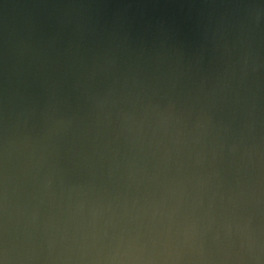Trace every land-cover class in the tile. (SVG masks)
I'll use <instances>...</instances> for the list:
<instances>
[{
    "label": "water",
    "instance_id": "1",
    "mask_svg": "<svg viewBox=\"0 0 264 264\" xmlns=\"http://www.w3.org/2000/svg\"><path fill=\"white\" fill-rule=\"evenodd\" d=\"M231 2L0 0V87L6 36L30 37V73L18 87L36 111L15 130L0 211L28 264H108L128 253L157 264H257L248 246L256 236L264 244V70L242 83L239 54L210 40V24ZM80 12L106 27L123 23L149 41L151 59L131 43L115 69L89 80L109 45L80 38ZM87 84L115 88L102 110L85 96ZM259 254L264 264V248Z\"/></svg>",
    "mask_w": 264,
    "mask_h": 264
},
{
    "label": "clouds",
    "instance_id": "2",
    "mask_svg": "<svg viewBox=\"0 0 264 264\" xmlns=\"http://www.w3.org/2000/svg\"><path fill=\"white\" fill-rule=\"evenodd\" d=\"M73 9L84 10L87 5H72ZM220 7L223 11L215 18L214 24H210L208 31L210 32V40L216 49L221 46L229 55L239 54L237 61L241 65V82L243 83L250 73H260L264 70V0H235V2L225 3ZM80 21L76 25V31L80 38L84 39L91 35L96 42L103 45L108 43L106 49L97 51L95 62L92 66V72L89 80H95L97 75L110 73L118 65V53L120 50L128 49L131 43H136L138 48L131 49L138 58L151 59L149 41L144 37H134L123 23H114L111 27L103 26L99 19L92 16H85L83 12L78 13ZM66 21H62L64 23ZM28 38L18 36H6L4 42L3 57V82L0 87V211L7 212L8 201V171L7 161L10 155V147L16 144L15 130L19 126L20 118L23 117V123L27 125V117L29 114H35V107L28 104V98L20 90L18 85L27 80L30 73L31 62L26 63V52L30 50ZM157 41H152L155 47ZM170 38L166 35L158 40L161 48L168 45ZM177 52L179 48L175 49ZM85 57L81 55L79 62L82 67ZM203 60V55L200 61ZM198 61V62H200ZM74 67V65L72 66ZM71 71V68L69 69ZM227 74V71H226ZM235 71L231 73L235 78ZM135 82L139 86L142 82L139 75L135 77ZM81 81L78 79L74 87L79 90ZM125 88L129 95L132 90ZM115 91L114 87H108L106 91H94L91 84L84 85V93L88 101L93 107L103 109L109 102L110 97ZM239 102V92L236 93ZM55 100V93L53 94ZM244 103L251 101L252 114L258 108V103L252 96L243 98ZM258 99V98H257ZM20 107L17 113L16 108ZM159 110V105H154ZM170 107H174V104ZM164 116L165 121L171 117L172 113L165 110L160 113ZM15 118V119H14ZM133 114L129 113L125 116V120H131ZM63 121H57V124ZM203 125H201L202 127ZM249 131L256 127V121L253 120L245 125ZM261 145L255 146L259 153ZM51 179L47 180L46 186L51 185ZM8 229L6 224L0 225V264H28L32 260V256L26 254L23 250L11 245L8 240ZM252 258L260 264L262 260L259 250L264 248L261 244L260 237L256 236L248 246ZM176 259H179L178 257ZM158 257L145 256L138 253H128L125 255H113L108 258V264H157Z\"/></svg>",
    "mask_w": 264,
    "mask_h": 264
}]
</instances>
